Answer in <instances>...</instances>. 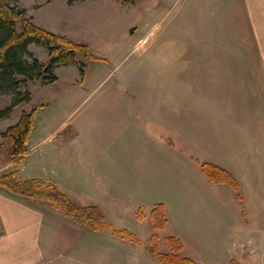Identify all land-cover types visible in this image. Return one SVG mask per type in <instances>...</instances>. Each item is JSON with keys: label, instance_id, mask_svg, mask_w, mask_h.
<instances>
[{"label": "rangeland", "instance_id": "1", "mask_svg": "<svg viewBox=\"0 0 264 264\" xmlns=\"http://www.w3.org/2000/svg\"><path fill=\"white\" fill-rule=\"evenodd\" d=\"M44 1L52 0H14L12 6L24 10L27 16H37L34 9L40 8L38 5ZM155 1L145 0L141 5L143 10H150ZM161 1L163 5L154 11L155 17L150 14L149 27L139 31L136 38L148 36V41L165 38L173 28L179 43V56H206L202 61L196 57L197 70H219L227 64L226 69H234L237 75L239 67L234 68V63L240 62L225 60V56H260L263 59L260 63L264 65V0ZM60 4L58 1L45 8L52 13L44 17L46 30L88 45L96 56L113 55L118 48H128L124 56H130L129 59L139 56L132 53L134 38L127 29L134 17L133 10L114 8L110 4L108 14V8L92 6L85 10L78 6L65 9ZM107 39H112L113 44L109 45ZM29 50L32 54V57H27L29 62L33 58L48 62L46 49L31 45ZM77 61L84 65L86 75L83 81L78 74L71 76L74 84L65 82L69 76L50 85L43 81H28L18 94L0 95L1 113L16 100L31 94V100L16 105L9 118L0 117V175L18 171L24 180L40 178L55 183L57 180L65 188L64 193L73 195L78 202L84 199L90 203L89 194L101 198L98 194L100 188L109 191L111 198L99 200L103 208L99 207L108 223L114 229L132 232L140 239L141 245L100 233L106 238L102 240L101 237L100 245L96 244L98 253L96 251L95 257L90 258L89 264H160L148 251L150 239L156 233L149 215L157 204L165 206L169 218L166 230L158 233L162 251L167 252L164 237L175 235L183 241L182 255L192 258L197 264H264V156H257V144L264 149V119L256 130L260 138H254L249 148H243L240 158L230 161L235 162L230 173L240 185L242 199L239 200L236 192L225 184H220L223 186L217 191L204 190L200 186L203 178L201 166L193 164L188 154L153 140L143 130L145 120L141 115L137 117L142 125L139 126L130 115H123L125 111H119L123 116L117 112L118 118L126 122L115 130L108 126L114 120L101 118V115L109 116L106 109L98 106L106 96L112 95L110 78L115 75L113 84L117 71L127 68L129 63L126 61L116 71L113 63L107 68L101 63L104 61L87 59L83 52L77 53ZM181 68L188 67L182 63ZM60 70L58 74L66 68ZM109 72L113 73L111 77ZM248 75L247 68L241 70V78ZM246 91L250 98V88ZM243 95L241 89L227 93L228 100L239 103L240 107ZM195 101L206 102L207 98L197 94ZM33 110L34 126L28 153L17 165L11 156L12 143L4 139L3 134L19 122L24 112ZM212 110L203 109L205 120L215 121L217 115ZM219 119L225 121L224 116ZM209 124L213 127L218 123ZM126 125L124 139L118 148L115 146L114 150H106L100 156L94 150L97 153L93 156L90 154L92 142L85 141L89 145L87 152L84 151V137L98 132L104 137H114ZM220 129L219 125L210 134H230L224 125L222 132ZM235 134L241 135L240 130ZM184 142L186 148H194L201 156L195 148L196 140L184 138ZM218 143L214 141L206 145L202 152L203 160L209 163H212L209 159L215 158L226 161L222 155L226 152L219 154L221 151L215 147ZM198 189L204 196L201 201L202 197H197ZM140 208L146 216L143 221L137 218ZM209 210L211 216L208 215ZM213 216L215 219L209 220Z\"/></svg>", "mask_w": 264, "mask_h": 264}, {"label": "crops", "instance_id": "2", "mask_svg": "<svg viewBox=\"0 0 264 264\" xmlns=\"http://www.w3.org/2000/svg\"><path fill=\"white\" fill-rule=\"evenodd\" d=\"M58 1L65 9L82 6L86 10L97 6L108 8L107 13L109 14L110 4H112L114 8L134 11L133 20L130 21L127 29L134 38L131 44L132 53H138L139 56H133V59H129L130 56H124V51L128 48H118L115 50V54H109V56L95 55L104 61L101 63L107 68L110 63H113L116 71L126 61L129 63L127 68L117 71L113 84L112 78L115 75L111 77L113 73L109 72L112 95L106 96L98 106L106 109L109 114V116L101 115L102 119L108 118L109 121H115L109 124V127L115 130L124 125L123 122H126V120L118 118L117 112L121 116L128 117L130 115L139 126L142 125L137 117L141 115L145 120L143 121V130L145 129L153 140L170 146L172 150L188 154L189 160L199 166L206 162L202 155L206 145L219 141L220 144L218 143L219 145L215 147L221 151L219 154L227 153L222 154L226 161L219 158L209 159V161L225 168L228 172H233L231 167L235 162L230 163V161L240 158L243 148H249L254 138L257 140L260 138V135L256 134L258 123L264 119V65L260 63V60H263L260 56H225V60L240 62L239 64L234 63V68L239 67L237 75H235L234 69H226L227 64L224 65V69H220V67L219 70H197L196 57L202 61L206 56H179V43L173 28L165 38H155L152 41H148V36L136 38L139 31L149 27L150 14L155 17L154 11L163 5L161 0H156L150 10H143L141 5L145 0L131 2L78 0L73 4H70L69 0H52L48 3L44 1L45 3L38 5L40 8L34 9L38 15L29 14V17L47 29L44 17L52 15V13L45 8ZM176 36L178 37L177 32ZM107 40L109 45L113 44L112 39ZM105 43L109 48L106 41ZM193 45L195 46L194 42ZM118 51L122 52L118 53ZM147 54L150 56H144ZM182 63L188 68L182 69ZM62 68H66V70L58 74ZM246 68L250 75L241 78V70ZM77 74L83 81L86 74L82 75L79 67L73 64L62 65L55 71L57 83L64 81L63 78L69 76L65 82L74 84V79L71 76H77ZM246 87H249L252 93L250 98L248 92H245ZM239 89L244 94L241 96V107L238 106L239 103L228 100L227 96L229 91H238ZM197 94L206 97L207 101L196 102ZM203 109H213L211 112L217 115L214 122L205 120L206 114ZM119 111L126 113L122 115ZM246 114L249 116L247 117ZM223 116L225 117L224 122L219 119ZM209 123L218 124L212 127ZM219 125L221 132L224 125L230 134H223V132L219 136L210 134L213 129L217 130ZM127 127L128 125L122 127L120 134H114V137L107 135L104 137L101 132L94 133L91 137H84V151L87 152L88 148L86 147L89 145V141L92 142L93 148L90 154L93 156H96L97 152L100 156L106 150H114L115 146L118 148L124 139V129ZM239 130L241 135L235 134ZM184 138L196 140L195 148L202 157L197 154L194 148H186ZM85 154L87 155V153ZM257 156H264V149L260 148V144H257ZM221 161L226 163H221ZM200 175L203 177L200 186L204 190L217 191L219 187L223 186L211 184L203 174ZM55 181L58 187L65 192L63 190L65 188L57 180ZM201 193L198 189L197 197H202ZM67 194L79 205L91 204L102 208L99 200L111 198L109 191L101 188L98 192L101 198L89 194L90 203L84 199H81L82 202H78L73 195ZM203 198L204 196L199 201ZM208 212V215L211 216V210ZM214 219L215 216L209 220ZM175 234L180 236L179 232H175ZM101 237L103 236L100 232L83 230L59 217L57 212L45 203L14 198L0 189V264H89L90 258L95 257L96 251L98 253L99 246L96 244L100 245V240L106 238L105 236ZM96 239H98L97 242Z\"/></svg>", "mask_w": 264, "mask_h": 264}, {"label": "trees", "instance_id": "3", "mask_svg": "<svg viewBox=\"0 0 264 264\" xmlns=\"http://www.w3.org/2000/svg\"><path fill=\"white\" fill-rule=\"evenodd\" d=\"M14 0H0V95L18 94L22 85L28 81H43L45 84L57 82L55 71L62 65L73 64L79 67L81 74L85 73L84 65L77 61V53L83 52L87 59L98 60L90 47L78 44L64 35H58L46 30L27 16L24 10L12 6ZM78 0H70V4ZM131 2L134 0H125ZM31 45H37L47 50L48 62L33 58L29 50ZM31 94L16 100L14 105L0 113L1 118H9L16 105L29 102ZM35 110L24 112L19 122L10 126L3 134L4 139L12 143V159L20 165L28 153L30 134L34 126ZM201 172L211 184H225L231 187L239 200L240 185L236 178L227 170L209 162L201 165ZM0 189L14 198L49 203L59 217L75 225L88 228L94 232L108 233L135 245H141L140 239L132 232L111 226L104 211L97 205H79L55 182L40 178L22 179L18 171L0 175ZM145 213L140 208L137 218L145 220ZM151 227L156 233L151 237L148 251L160 264H197L190 257L182 255L183 241L175 236L164 237L167 252L161 250L158 234L166 230L169 218L163 204L155 205L149 215Z\"/></svg>", "mask_w": 264, "mask_h": 264}]
</instances>
